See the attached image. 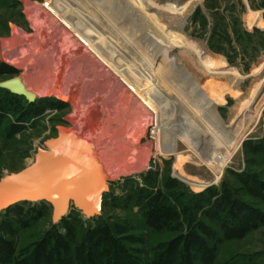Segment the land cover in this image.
Returning a JSON list of instances; mask_svg holds the SVG:
<instances>
[{"label":"rangeland","instance_id":"obj_1","mask_svg":"<svg viewBox=\"0 0 264 264\" xmlns=\"http://www.w3.org/2000/svg\"><path fill=\"white\" fill-rule=\"evenodd\" d=\"M228 1L217 0L222 7L214 12L204 0H0V37L15 58L21 57L18 64L1 63L24 67L35 77L31 80L45 77V83L56 89L32 86V93L48 96L27 100L0 87V176L29 164L35 149L54 135L56 125H73V115L79 124L89 119L106 132L113 123L116 144L123 143L131 158L127 172L108 179L99 216L86 219L70 208L61 223L52 224L49 205L39 202L0 211V228L10 226L0 229V239L10 251L6 257L0 253V264H36L39 257L45 264H78L70 259L76 246L83 264H264V99L256 98L252 104L257 115L245 116L236 129L232 126L225 133L224 139L238 133L237 145L220 169L212 170L195 153L197 144L170 132L161 116L156 143L154 112L84 47L56 12L47 9L80 11L84 6L108 13L117 30L135 26L137 42L143 46L142 37L148 41L145 71L166 75L181 107L196 113L202 126H215L210 129L215 134L227 129L239 101L248 97L264 67V0ZM228 3L234 5V27L225 9ZM87 20L98 25L92 12ZM13 68L16 72L0 74V82L23 72ZM166 80L161 78V90ZM27 85L14 88L29 92ZM8 94L11 97L3 101ZM33 96L39 95L29 97ZM2 103L12 106L9 114ZM166 109L178 112L172 120L179 121L176 129L183 132L182 109ZM253 187L260 198L248 192ZM207 188L223 195V202L238 200L249 212L247 224L233 221L223 208L219 219L194 209V201L202 199ZM211 204L212 200L205 201L206 206ZM166 208L178 219L162 226ZM104 234L109 243H102ZM60 237L67 241L69 253L56 246ZM62 254L69 260L62 261Z\"/></svg>","mask_w":264,"mask_h":264},{"label":"bare ground","instance_id":"obj_2","mask_svg":"<svg viewBox=\"0 0 264 264\" xmlns=\"http://www.w3.org/2000/svg\"><path fill=\"white\" fill-rule=\"evenodd\" d=\"M81 3H85V2H81ZM83 7L84 6H82V10H80V11H76L74 7H70V8L48 7L47 9H51L52 11L56 12L65 21V23H66L67 27H69L70 31L73 32L74 35H76V36L80 37V39H82L84 47L94 57L99 58L103 63H105V65L109 66L113 70V72L116 74V76L121 81L124 82V84L127 86V88L137 96L140 104H142L147 110L154 112L155 119H156L155 124H154L156 133L154 136L156 138V140H155L156 143L159 140V133H160V125H159L158 117L161 116V124L164 125L170 132L178 135L186 143H188V141L190 139L191 141H193L194 143L197 144L198 147L195 148L194 151L200 157L203 164L208 165L212 170L220 169V167L224 164L225 160L231 154V151L234 150V148L236 147L237 142H238V140H236L238 133L232 134V137L224 139V136H226L225 133L228 132V129L231 128L232 126H234V129H236L235 127H237L241 123L242 118H244L245 116L253 117V115H257L258 111L256 110L255 105L253 106L252 104H254L256 98H259V100L264 99V67H263L262 72L260 73L259 77L257 78L256 83L253 85V88L250 89V91L248 93V97L246 99L244 97V99H241L239 101L236 113L232 116L231 120L227 124L228 125L226 127L227 129H225L224 131H221L220 133L213 134V132H211L210 129L212 130L215 126H212L211 124H210L211 126L206 125V124L205 125L203 124V126H202L201 120H200V118H198L196 113L194 114V112L190 111L189 108H188V110H187V108H182L181 107L182 105H180L177 102V100L174 97L172 90L170 89V87L168 85V78L166 75H162L159 72H152L150 74L149 72L145 71L146 69L144 68L145 66H144L143 57H144V54L147 52L146 46L148 45V43H147L148 41L146 42V37H142L145 44L143 45V42H142L143 46H141L139 44V42H137L138 41L137 36L139 34L138 33L139 29H137L135 26H133V27L130 26V27L123 28V30H121V29L117 30L116 27L114 26V24L111 23V18L108 15V13L101 11V10H98V9L97 10L89 9V8L83 9ZM88 11L92 12L95 19L98 22V25L95 23V21H94V23H95L94 24L93 20L92 21L87 20L89 18V13H90ZM2 40H3V46L0 49V60L2 62L3 61L6 62L8 64H9V61L12 60L15 64H18V62L21 60L20 59L21 57L19 58L20 60L15 58L12 51L6 49V47L8 46L7 42L4 39H2ZM43 45H45V44H43ZM43 45H42V47H43ZM34 46H36V45H34ZM9 47H11V46H9ZM55 48H56V45H55ZM125 51H126V53H125ZM65 53H64V55H65ZM31 55H32V53H31ZM76 55H77V53H76ZM58 66H56V67H58ZM56 67H55V69H56ZM15 68H21V69H23V72L20 75H18L17 77H15L14 81H16L17 83L16 84L13 83L12 86L8 87L7 89L10 90V88H14V87H18V86L28 84L27 86H29L28 88L30 89V91L28 90L29 93L30 92L32 93V90L34 88H36V89L39 88L38 90H44L46 88H48L50 90H56L55 86H52V85L49 86L48 85L49 83L48 84L45 83V81H44L45 77L38 80V81L35 80V82H34L31 79L35 78V77L33 75H31V76L28 75V70L25 73L24 67H15ZM62 68H61V70L64 71L65 69H62ZM71 69H73V67ZM73 72H74V70H73ZM69 73L70 72H68V74ZM42 74H45V73H42ZM62 74H64V73H62ZM57 75H58V77L60 76L59 74H57ZM65 75H66V73H65ZM81 75H83V74H81ZM41 76H43V75H40V77ZM44 76H46V75H44ZM52 76H55V75H52ZM70 76H71V73H70ZM72 76H74V75L72 74ZM164 76L167 79L166 80V87L164 90H161L159 88V82H160L161 78ZM38 77H39V75H38ZM65 79L66 78L64 77V80ZM53 82H51V83H53ZM58 82H60V81H58ZM32 86H34V88ZM45 86H46V88H44ZM79 88H77V89H79ZM35 91H37V90H35ZM99 92H100V90H99ZM73 93H75L74 90H73ZM22 94L25 95L26 97H28V95H29L27 91H23ZM76 95H77V93H76ZM86 96H88V94ZM71 98L73 99V97H71ZM93 99H95V98H93ZM74 100L75 99H73V101ZM90 102H92V99ZM75 104H76V106H78L77 105L78 103H76V101H75ZM167 104L171 105V106H167ZM79 105H81V104H79ZM92 107H94L93 104L92 105L90 104L89 108L92 109ZM156 107H158L162 111H160V112L155 111ZM167 107H169V109H170V107H173L175 109L178 108L179 110L182 109L183 113L185 114L184 120L181 121V123L183 125L182 126L183 132H180L178 128L176 129L175 125H177V123L179 121L175 124L172 120V119H174L172 117H175V118L177 117L178 112L177 113L172 112L171 109L167 110L166 109ZM93 109H96V108H93ZM88 110H90V109H88ZM97 110H98V107H97ZM97 115H99V114H97ZM100 115H102V113ZM102 120H103V118H102ZM70 121L73 123V125H72L73 127H75V128L79 127L78 129H83L86 132L87 137L91 140L92 145L97 148L96 152L101 155L100 156L101 157L100 163L102 164V167L99 169V171L106 173V175L109 176V179H114L117 177L118 174L125 173V172H127L126 170L131 168V166H130L131 164H129L130 162H128V161H130L129 159H131L130 155H128V152H127L128 150L125 152L124 148H126V147H124L122 145L123 143L120 142V144L119 143L116 144V139L112 136L114 133L112 131V127H111V125L113 124L112 122H111L112 124L110 125V127L108 128V130L106 132V130L101 129V126L99 124H97L95 121L91 122L89 119L87 121L82 120V125H81V123L79 124L78 118L76 117V115H73V117L70 119ZM93 124L96 125V127H97V128L92 127L93 129H95V130H93L94 132L91 131L92 128L89 126V125H93ZM106 127H107V125H106ZM237 132H238V130H237ZM229 133H231V132H229ZM134 139H132V140H134ZM111 149H113V150H111ZM115 154L118 157L115 156ZM123 160H124V162H123ZM125 160L128 162V164H127V162H125ZM119 161H122V163H120ZM117 170H120V171H117ZM27 201H31V200L27 199Z\"/></svg>","mask_w":264,"mask_h":264},{"label":"water","instance_id":"obj_3","mask_svg":"<svg viewBox=\"0 0 264 264\" xmlns=\"http://www.w3.org/2000/svg\"><path fill=\"white\" fill-rule=\"evenodd\" d=\"M14 79L1 81L0 87L16 84ZM78 128L71 123L56 125L54 135L35 149L29 164L0 176V211L20 202H45L52 224L70 208L86 219L101 214L109 176L99 171L101 155L86 132Z\"/></svg>","mask_w":264,"mask_h":264},{"label":"trees","instance_id":"obj_4","mask_svg":"<svg viewBox=\"0 0 264 264\" xmlns=\"http://www.w3.org/2000/svg\"><path fill=\"white\" fill-rule=\"evenodd\" d=\"M217 0H204V3L208 5V7L210 9H212L214 12H217L219 7L221 8L222 6L219 5V3L217 4L216 2ZM229 2L228 0H222V2ZM234 8V5L233 4H229L228 3V6L225 8L227 11H229V17H230V22H231V25L232 27H234L236 25V18H235V13H234V10L232 9ZM199 12V7L197 6L194 10V14H197ZM215 47V50L216 51H219V52H222V49L218 47V45H214ZM246 51V50H245ZM11 62V61H10ZM14 64V63H13ZM12 65V64H10ZM13 66V65H12ZM14 67V66H13ZM11 67V66H8L6 64H3L0 62V74H10V73H14L16 72V70ZM16 67V66H15ZM9 92L11 93H15V94H21L23 95L22 93V90L20 89H16V88H10V90L8 89ZM39 93V94H38ZM40 93H43L42 91H39V92H33L32 94H35V95H39V96H33V97H29L31 96L32 94H29V96L27 97L28 99H34V98H38V97H47L48 95H40ZM50 93V92H49ZM45 94V93H44ZM8 97H11L10 94H8L7 97H5L3 99V101H6V98ZM31 101V100H29ZM61 104V103H60ZM2 105H4V109H6V111H8L7 113L9 114L10 110H12V106H9V104L7 103H2ZM62 105V104H61ZM248 192L252 195V196H255L257 198H260V192L258 191L257 188H254L253 189H249ZM202 194V199L200 198V200H196L194 201L193 203V208L194 209H199L201 210L204 215H206L208 218L210 219H219V212L220 210L223 208V210H226L229 212L231 218L233 221L235 222H240L241 225L245 226V224H247V219L250 218L249 216V212L246 211L244 209V206L236 199H232V200H228L226 199L224 202V198H223V195H218L216 192H213L210 188H207ZM105 194H103L104 196ZM208 200H212V204L210 206H206L205 205V201H208ZM29 203H32V202H20V203H17V204H14L8 208L5 209V211H10L12 210L13 208H17L18 206L20 205H23V204H29ZM41 204L45 203V202H39ZM162 226H169L171 225L172 223L176 222L178 218H176V215L174 212H172L171 210H169V208H166L162 211ZM65 218H61V220L58 222V223H61ZM91 219V218H89ZM8 224V223H7ZM4 225L2 228L0 229H5L7 226L10 227L9 225ZM7 227V229H8ZM61 238V241H59V243H56V246L61 249V252L63 251L64 253H69L70 249L68 246V243L66 240L63 239V237H60ZM55 242H57V240H55ZM110 240L107 236V234H104L103 236V239H102V243H109ZM8 244H6L3 239H0V253L2 252L3 255L6 257V256H9V253L10 251H8ZM72 255H71V258H74V261H76V263L78 264H83V261H84V258L81 256V250L78 246H76L74 248V250L71 251ZM63 257H62V261H67L69 260L66 256H64V254H62ZM40 259V260H39ZM39 259H35L36 261V264L40 263L41 261L42 264H45L46 262L44 260H41V258L39 257Z\"/></svg>","mask_w":264,"mask_h":264}]
</instances>
